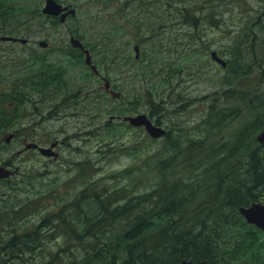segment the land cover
Here are the masks:
<instances>
[{"label": "trees", "instance_id": "1", "mask_svg": "<svg viewBox=\"0 0 264 264\" xmlns=\"http://www.w3.org/2000/svg\"><path fill=\"white\" fill-rule=\"evenodd\" d=\"M30 9L25 0H0V31L9 30L10 23H21L23 13ZM35 9L54 21L60 19L37 5ZM250 16L239 17L235 28L226 31L230 37L224 50L229 57L223 90L234 94L223 91L227 105L221 108L217 105L221 100L215 99L213 111L195 126L197 132L206 133L165 136L164 146L157 150L153 136L135 145V152L144 148L150 153L146 168L154 181L149 189L140 191L129 182L110 186L92 166L90 174L78 167L74 176L79 185L48 206L41 190L43 181H38L36 173H24L23 182L12 189L11 176L0 178V224L12 230L0 245L4 260L23 259L33 252L27 264H174L184 258L206 264H264V229L247 221L239 210L264 198V143L256 137L264 127V91L261 83L255 89L250 80L255 68L264 80V9L257 18ZM204 17L197 11L185 15L195 27ZM20 56L13 64L18 71L10 79L0 77V82L9 80L12 85L10 92L0 93L1 134L13 126L17 115L27 111L28 96L33 93L30 88L43 95L58 91H44L62 74L54 72L58 66L51 65L55 62L46 52ZM81 100L76 103L80 105ZM62 104L71 106L64 97L48 115H55ZM150 110L160 117L159 110ZM234 123L227 138L218 137ZM116 130L113 127L112 132ZM5 142L0 152L8 146ZM28 149L24 146L20 152ZM130 169L109 176L132 180ZM24 185L26 198L21 197ZM33 214L38 215L37 221L24 220ZM59 238L61 242L52 247L51 240L56 243Z\"/></svg>", "mask_w": 264, "mask_h": 264}, {"label": "rangeland", "instance_id": "2", "mask_svg": "<svg viewBox=\"0 0 264 264\" xmlns=\"http://www.w3.org/2000/svg\"><path fill=\"white\" fill-rule=\"evenodd\" d=\"M25 1L31 9L23 13L22 22L10 23L9 30L0 31V36L11 34L28 40L0 39V77L10 79V74L18 71L13 64L19 61L20 55L28 56L31 52H46L50 60L69 69L61 91L43 95L36 89L28 90L33 93L28 96L27 111L14 118L9 130L0 133L2 147L6 134L19 131L7 143L5 151L0 152V163L11 160L9 166L19 168L9 179L11 189L23 182L24 173H36L38 181H43L41 190L45 192L44 201L48 206L60 197L69 196L72 186L79 185L78 176H74L78 167L90 174L92 166L104 175L110 186L119 187L129 182L140 191L149 189L154 181L146 168L150 153L144 148L138 152L134 149L151 135L144 126H133L129 121L123 124L122 116L146 112L155 123L158 119L159 124L167 128L166 135L156 137L155 150L164 146L165 136L204 135L206 130L197 132L195 126L213 111L215 99L221 100L217 104L221 108L227 105L223 79L228 70L212 58L211 51L217 50L227 60L229 55L224 50L230 37L227 29L235 28L233 23L239 17L252 14L250 18L255 19L264 9V0H59L76 11L64 21H54L35 9L37 5L42 10L45 0ZM195 11L205 16L198 27L185 19L187 13ZM76 32L90 44L102 74L110 78L121 92L120 96L114 97L105 90L102 77L90 74L83 62L69 58L70 36ZM42 39L48 42L46 46L40 44ZM250 80L255 89L261 83V91H264V80L256 68ZM80 86L97 91L89 95H84V91H67ZM11 87L9 80L0 82V93L10 92ZM75 93L83 99L80 105L65 107L62 104L55 115H48L56 102ZM150 108L159 110L160 117L152 115ZM10 111L14 113L15 109ZM235 124L218 137L227 138ZM201 126L204 127L203 122ZM113 127L119 130L112 132ZM55 139L59 140L55 147L56 158L35 148L18 153L28 141L50 145ZM127 168L134 174L132 180L109 176ZM25 187L21 190L22 198L27 196ZM28 216L24 218L28 223L38 220V215ZM17 229L20 230L18 223ZM11 234V226L4 228L0 224V245ZM51 241L56 248L61 238L56 243L54 239ZM32 253L28 252L23 259L7 261L0 254V264L31 263Z\"/></svg>", "mask_w": 264, "mask_h": 264}, {"label": "water", "instance_id": "3", "mask_svg": "<svg viewBox=\"0 0 264 264\" xmlns=\"http://www.w3.org/2000/svg\"><path fill=\"white\" fill-rule=\"evenodd\" d=\"M44 13L52 14V15H59L60 20L64 21L69 14H74L76 9L69 4H63L58 0H45V4L42 8ZM1 40H13V41H21L26 42L28 38L11 35V34H4L0 36ZM70 42L75 47H80L85 49V45L82 39L72 34L70 36ZM40 44L46 46L48 42L44 39L40 41ZM136 49V56H139V45H135ZM86 52V61L92 64V55L89 49H85ZM212 58L222 64L224 67L227 65V60L222 57L217 50L211 51ZM93 68L96 71H99L98 67L95 64H92ZM104 87L107 89L112 96L118 97L121 95V92L117 89H114L111 84V80L109 78L104 79ZM115 117V115H112ZM122 119L129 121L132 125L136 126H144L146 131L153 137H161L166 135L168 130L166 127L162 126L161 124H157L154 120L150 117V115L146 112H140L137 114H126L122 116ZM14 132H9L5 135L4 140L6 142H10L11 139L14 137ZM257 139L264 143V128L258 133ZM58 144V140L55 139L50 143V145H42L36 141H28L25 143V149L28 148H37L42 154L49 155V156H58V152L55 150V147ZM19 168L15 167L12 168L11 166L4 165L0 163V178L12 176L14 173L18 172ZM239 210L244 215L247 221L250 223L256 224L258 227L264 229V201H254L250 205L240 206ZM174 264H206L205 260H192L184 258L183 260L176 262Z\"/></svg>", "mask_w": 264, "mask_h": 264}, {"label": "flooded vegetation", "instance_id": "4", "mask_svg": "<svg viewBox=\"0 0 264 264\" xmlns=\"http://www.w3.org/2000/svg\"><path fill=\"white\" fill-rule=\"evenodd\" d=\"M82 41H83V43H84V45H85V49H89L90 50V53H91V55H92V64H95L97 67H98V69H99V71H96L94 68H93V66H92V64L91 63H88L87 61H86V52H85V49L84 48H80V47H75V46H73L72 45V43L70 42L69 43V50H68V53L70 54L69 55V58H76L77 60H79V61H81V62H83L84 63V65H86L88 68H89V70H90V74H94V75H97V76H101L102 77V79L104 80L105 78H106V76L104 75V74H102V72H101V69H100V67L98 66V63L96 62V60H94V55H93V51H92V47L90 46V44L87 42V41H84L83 39H82ZM140 53V52H139ZM137 55V54H136ZM137 57H139V56H137ZM51 65H55V66H58V67H56V69H54V72L55 73H62L61 74V77L60 78H58V79H55V80H53L52 81V83L47 87V88H45L44 89V91H56V89L58 90V91H61V88H62V84L64 83V81H65V78H66V75H67V71H68V67L66 66V65H64V64H62V63H59V62H55V63H53V64H51ZM51 68V67H50ZM108 78V77H107ZM110 79V78H109ZM111 84H112V87L114 88V89H116L114 86H113V83L111 82ZM52 87H55V88H52ZM105 90H107V89H105ZM118 90V89H117ZM67 91H84V95H89V94H92L93 93V91H97V90H95L93 87H91V88H89V89H86V88H83V87H79V88H76V89H72V90H70V89H68ZM108 91V90H107ZM79 93H75V94H72L71 96H69V97H67V101H68V103L70 104V105H75V104H77L76 103V101L77 100H79ZM79 114H80V112H78ZM264 128V127H263ZM262 128V129H263ZM261 129V130H262ZM260 130V131H261ZM259 131V132H260ZM258 132V133H259ZM15 134H14V136L16 135V132H14ZM258 135V134H257ZM257 135H256V137H257ZM54 141V140H53ZM58 143H59V140H58ZM58 145V144H57ZM35 149H37V148H35ZM22 149H20V150H18V153L21 151ZM54 157V156H53ZM54 158H56V157H54Z\"/></svg>", "mask_w": 264, "mask_h": 264}]
</instances>
